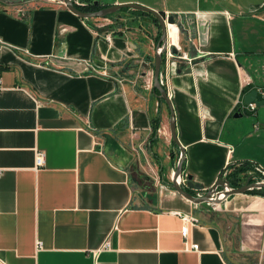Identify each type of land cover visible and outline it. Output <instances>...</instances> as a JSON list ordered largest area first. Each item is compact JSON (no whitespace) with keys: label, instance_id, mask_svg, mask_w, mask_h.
<instances>
[{"label":"crops","instance_id":"0c3cea01","mask_svg":"<svg viewBox=\"0 0 264 264\" xmlns=\"http://www.w3.org/2000/svg\"><path fill=\"white\" fill-rule=\"evenodd\" d=\"M80 1L187 21L168 26V46L204 53L171 62L184 175L206 189L233 164L264 172V104L241 107L254 89L264 100V0ZM135 10L82 18L57 2L0 4V264H264V193L211 210L168 185L179 148L148 85L159 25ZM182 215L197 219L186 237Z\"/></svg>","mask_w":264,"mask_h":264},{"label":"water","instance_id":"95a60500","mask_svg":"<svg viewBox=\"0 0 264 264\" xmlns=\"http://www.w3.org/2000/svg\"><path fill=\"white\" fill-rule=\"evenodd\" d=\"M66 7L70 9L72 12L77 14L82 18H94V17H108L120 9L124 8H132L137 9L143 12H147L152 14L158 21L159 25V39L157 40L155 53H154V63H153V89L157 90V96L166 103L169 108L170 116H169V132L171 136L172 142L178 146L179 155L177 159V163L175 169L172 173L170 183L171 187L175 189L179 194L183 197L187 198L193 203H221L224 199H226L229 195L234 193H244L250 189H264V182L250 181L251 176H248L246 181L241 186H232L230 180L223 176L222 173L219 174L215 182L209 187L204 189L200 184L195 183L192 180L191 175H184L183 173V163L186 158L185 148L182 145L181 141L177 135L176 122H175V111L173 108L172 101L167 94V91L164 85L161 83L160 75H161V66L163 55L168 50V26L169 24H174L177 29L180 28L179 23L176 21L175 15H167L163 16L160 11L152 9L150 7L144 6L138 3H122V4H114L107 7L100 8L94 11H84L81 10L78 5L74 3L73 0H63ZM94 6H98L99 3L94 1ZM172 53L178 55V51L170 46ZM188 58L192 61L204 55V53L195 49L194 45H191L188 53ZM191 61V62H192ZM255 102L257 105L264 104V100H259L257 98V90L250 91L244 97V103ZM241 107L237 109V111L233 114V117H241ZM184 177V179H183ZM194 189L195 193H192L190 190Z\"/></svg>","mask_w":264,"mask_h":264},{"label":"built area","instance_id":"2783aa9c","mask_svg":"<svg viewBox=\"0 0 264 264\" xmlns=\"http://www.w3.org/2000/svg\"><path fill=\"white\" fill-rule=\"evenodd\" d=\"M73 1H74V3L76 5H80V1L79 0H73ZM47 2H57V3L65 5L63 0H47ZM179 25H180V28H185V29L187 28L188 29V22L187 21H185L184 23H180ZM177 30H179V29H177ZM106 39L110 40V36H106ZM189 41H190L191 44H193V39L192 38L189 37ZM175 49L178 51V53H179L178 55H175L174 53H172V51L170 49V46H168V50L163 55L162 66H161L160 80H161V83L164 85L169 97L171 95L169 79H170L171 69H172V66H171L172 59L173 58H182V59L188 60V62L192 61L191 59H189L187 57V54L180 53L181 48L179 46L175 47ZM151 76H153V70L151 71ZM148 85L152 86V81H150V83L148 82ZM258 91L262 95V97L264 98V88L260 87L258 89ZM241 107H244V108L248 109L249 111H254L255 108H256V103L255 102H249V103H246V104H242ZM255 127H256V125H255ZM44 164H45V153L43 151H39V150L36 151L35 152L34 167L36 169H38L39 167L44 166ZM221 173H222L223 176H226V171L225 170H223V172L221 171ZM246 176H247V178H248V176H251L250 181L264 182V172L261 170V167H259L257 165H254L252 171ZM183 179H184V177H183ZM209 204L213 205L214 209H217V207H218L217 205H220V203H209ZM182 219L185 221V223L183 224V226L181 228V233H182L183 236L186 237V235L188 233V225L186 224V222H190L192 220L193 221H197V219L195 217H193V216H190V215H182ZM108 245H109L108 243H105V246H108ZM191 248L197 250L198 245L197 244H193L191 246Z\"/></svg>","mask_w":264,"mask_h":264},{"label":"rangeland","instance_id":"374dc122","mask_svg":"<svg viewBox=\"0 0 264 264\" xmlns=\"http://www.w3.org/2000/svg\"><path fill=\"white\" fill-rule=\"evenodd\" d=\"M44 1H46L47 2V0H0V4H2V5H4V6H10V7H15V8H18L19 10H21V11H26V10H28L30 7H33L34 5H36L37 6V4H39V5H42V3L44 2ZM80 1V0H79ZM88 5V4H87ZM79 6H86L85 4H83L81 1H80V5ZM109 17V16H108ZM110 18V17H109ZM102 21H103V23H104V20H97V21H95V20H93V23H96L95 24V28L97 29V30H110V28L109 27H107V25H106V27L107 28H104L102 25H104V24H102ZM107 24L108 25H111V23H109V22H107ZM180 24V23H179ZM103 27V28H102ZM180 29V28H179ZM177 155H178V152H177ZM177 159H175V162H177L176 161ZM243 165H245V164H243V163H238V164H233V165H230L229 167H227V168H225L226 170V175H229L230 173H233V172H235L238 168H240V167H242ZM253 169V168H252ZM252 169H249V168H247V169H245V170H243V171H241V172H239V174H237V175H235V179H236V182L238 181L239 183H241V185L245 182V180H246V178H247V176L246 175H248L251 171H252ZM148 173H152V171H148ZM169 179V178H168ZM171 179V178H170ZM169 183H170V180L168 181ZM169 183H168V185H169ZM239 183H237V184H239ZM170 187H171V185H170ZM207 205H208V207H209V209H213V210H218V209H214L213 208V205H211V204H209V203H207Z\"/></svg>","mask_w":264,"mask_h":264},{"label":"trees","instance_id":"16d2710c","mask_svg":"<svg viewBox=\"0 0 264 264\" xmlns=\"http://www.w3.org/2000/svg\"><path fill=\"white\" fill-rule=\"evenodd\" d=\"M6 7L8 8V7H10V6H6ZM78 7H79L81 10H84V11H94V10H98V9H100L99 6H94L93 4H88V5H86V6H79V5H78ZM124 9H127V8H124ZM135 11H136V12H141V13H143V14L151 15L150 13H147V12H143V11H139V10H135ZM152 16H153V15H152ZM153 19H154V21H157V19H156L154 16H153ZM158 37H159V35H158ZM155 92L158 93L157 90H155ZM158 127H159V125H158V119L155 118V119H153V131H152V133H151V137H152V138L155 137V135H156V133H157V130H158ZM152 138H151V139H152ZM247 166H248V164H245V165H243L242 167L238 168L235 172L230 173V174L228 175V178H229V180H230L232 186H241V183H239L238 181L236 182L235 175H237V174H239V172H241V171L247 169V168H248ZM224 170H226V169H224ZM222 172H223V171H222ZM237 183H239V184H237ZM252 192L264 193V189H253Z\"/></svg>","mask_w":264,"mask_h":264},{"label":"bare ground","instance_id":"6f19581e","mask_svg":"<svg viewBox=\"0 0 264 264\" xmlns=\"http://www.w3.org/2000/svg\"><path fill=\"white\" fill-rule=\"evenodd\" d=\"M169 36H170L171 40L174 42L175 39H176V32H175V29H174V28H171V29L169 30ZM164 131H165V130H164Z\"/></svg>","mask_w":264,"mask_h":264},{"label":"flooded vegetation","instance_id":"af4514ba","mask_svg":"<svg viewBox=\"0 0 264 264\" xmlns=\"http://www.w3.org/2000/svg\"><path fill=\"white\" fill-rule=\"evenodd\" d=\"M225 177H227L228 178V175H226ZM229 179V178H228ZM191 191V190H190ZM192 192V191H191ZM193 193H195V192H193Z\"/></svg>","mask_w":264,"mask_h":264}]
</instances>
